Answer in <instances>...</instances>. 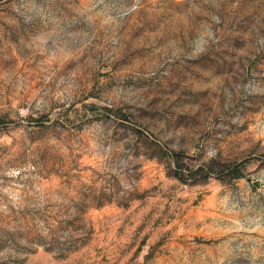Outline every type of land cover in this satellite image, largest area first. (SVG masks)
<instances>
[{
    "label": "rangeland",
    "instance_id": "374dc122",
    "mask_svg": "<svg viewBox=\"0 0 264 264\" xmlns=\"http://www.w3.org/2000/svg\"><path fill=\"white\" fill-rule=\"evenodd\" d=\"M0 264H264V0H0Z\"/></svg>",
    "mask_w": 264,
    "mask_h": 264
}]
</instances>
